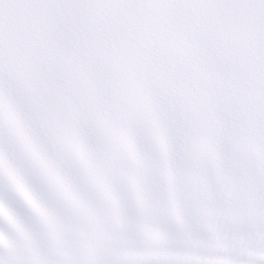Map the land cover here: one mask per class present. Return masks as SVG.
I'll use <instances>...</instances> for the list:
<instances>
[{"label":"snow or ice","instance_id":"1","mask_svg":"<svg viewBox=\"0 0 264 264\" xmlns=\"http://www.w3.org/2000/svg\"><path fill=\"white\" fill-rule=\"evenodd\" d=\"M0 264H264V0H0Z\"/></svg>","mask_w":264,"mask_h":264}]
</instances>
